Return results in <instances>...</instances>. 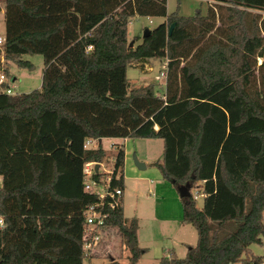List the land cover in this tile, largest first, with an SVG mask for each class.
Returning <instances> with one entry per match:
<instances>
[{"label":"trees","instance_id":"16d2710c","mask_svg":"<svg viewBox=\"0 0 264 264\" xmlns=\"http://www.w3.org/2000/svg\"><path fill=\"white\" fill-rule=\"evenodd\" d=\"M210 1L206 15L189 17L170 14L167 0L0 4V264H84V213L98 200L84 189V165L113 166L111 187L125 188L124 147L108 156L106 138L163 141L152 166L177 190L198 241L160 264H264L251 250L264 244V0ZM137 17L165 22L134 48ZM27 55L44 59L42 87L8 94L11 64L33 70ZM151 59L167 60L165 86L131 89L128 67ZM138 230L122 199L100 251L116 231L138 264Z\"/></svg>","mask_w":264,"mask_h":264},{"label":"rangeland","instance_id":"374dc122","mask_svg":"<svg viewBox=\"0 0 264 264\" xmlns=\"http://www.w3.org/2000/svg\"><path fill=\"white\" fill-rule=\"evenodd\" d=\"M4 1L5 0H0V4L2 6ZM208 1L209 0H167V8L170 14L177 11L181 16L184 17L194 16L197 13L206 15V12L208 10ZM2 20L3 17L0 16V22ZM164 22V18L161 17H137L132 19L128 27L129 43H133L134 48H136L142 43L143 35L146 30H154ZM4 34L5 26L3 23H1L0 37L3 38ZM24 60L29 61L31 64H33V70H29L27 68L22 69L15 64L10 65L11 78L8 84L9 87L18 94L31 93L35 90H40L42 87L43 72L45 67L43 57L40 55H27L24 56ZM147 64L149 65L146 66L145 64L144 68L134 66L128 67L127 78L130 84V88L133 89L149 84H154L156 92H158L159 90L161 91V87L165 86V76H162V73H165L167 60L151 59L150 63ZM101 142V146L105 151H107L108 156H112L113 153L116 152V147L118 146L124 147L125 150V216L128 219L134 218L138 208H140L141 210H146L147 213H149L155 208V204L157 206L159 203L163 207H159L157 211V217L159 218V220L164 221V228L167 230V232H169L172 227H176L173 224V218H176V216L178 217V213L181 214L180 195L170 182L163 180V175L161 174V172L157 168L152 166L153 162L161 161L163 158V141L156 139L145 140L106 138L102 139ZM92 146L96 145L94 144ZM135 157L142 163L146 164L147 162L148 167H146L145 170H139L134 163ZM162 182L165 183L167 187L171 188L172 186L177 195L175 199L170 198L169 193L164 194L162 197H160V193L154 192V185ZM193 194H198L197 190H194ZM158 197H160L159 200H157ZM203 204L204 198L200 196L197 199L198 208H202ZM162 213L164 215H162ZM157 225L161 224L157 223ZM157 225L155 222L147 226L148 231H150L151 234H147L145 232L143 237V232H141L142 241L144 243L150 244V241L155 239L158 240L159 243V230H156L155 236H152L153 227H157ZM193 231L196 230L193 229ZM147 236L150 237L147 238ZM196 237L198 241V235ZM104 241V250H99L101 256L86 257V259L84 260V264H130L128 259V250L121 243V239L116 231H112L111 236L109 238H106ZM165 242H169V240L166 239ZM251 250L255 256H264V244H254L251 246ZM154 255L156 256V254ZM139 264H160V261H156L154 259L153 253L150 252L143 255L142 259L139 261Z\"/></svg>","mask_w":264,"mask_h":264},{"label":"built area","instance_id":"2783aa9c","mask_svg":"<svg viewBox=\"0 0 264 264\" xmlns=\"http://www.w3.org/2000/svg\"><path fill=\"white\" fill-rule=\"evenodd\" d=\"M3 44V38L0 37V46ZM165 76V73H162ZM3 81V77H0V84ZM8 94H13V90H7ZM95 142L88 140L86 146L90 147L94 145ZM115 148V147H113ZM95 162H88L84 165V189L88 193H94L97 195L98 200L89 205L84 213L86 220L85 228V243L84 252L87 257H92V255L99 253L100 242L102 241V229L105 227L107 221L110 218V211L120 207L122 199L124 197V190L122 188H112L111 178L114 169L112 166H107L105 164H99L98 172H103L107 177L100 181L93 179L95 173ZM200 197L199 194L194 195L197 200ZM4 225L3 219L0 218V228Z\"/></svg>","mask_w":264,"mask_h":264},{"label":"crops","instance_id":"0c3cea01","mask_svg":"<svg viewBox=\"0 0 264 264\" xmlns=\"http://www.w3.org/2000/svg\"><path fill=\"white\" fill-rule=\"evenodd\" d=\"M209 2H211V1L209 0L208 4H209ZM164 21H165V19H164ZM1 23L4 24L3 20L0 22V24ZM147 65H149V64H146V66ZM146 164L148 167L147 162H146ZM154 186H155L154 192L160 193V197H162L164 194H167V193H169V197L172 199H175L177 196L176 192L173 190L172 186H171V188L167 187V185L163 182L156 184ZM125 196H126V187L124 188V197H123L124 205H125ZM160 197H158L157 200H159ZM160 206H162V205H160L159 203L157 206L155 204V208L153 210H151L153 212L150 211L149 213H147L146 210H141L140 208H138V210L135 214V218H137L139 221V230H138L139 245L141 248H143L146 251L145 254L152 252L154 259L156 261H160L159 259H161L163 257H169L172 254V252H174L180 258H184L187 254L189 246H195V244L197 242V237H196L197 231H193V229L194 230H196V229L192 225H189V224H186L183 222V209H182V204L180 202L181 214L178 213V217L176 216V218H173L174 219L173 224L176 227H172V229H170V231L167 232V230L163 226L164 221L159 220V218L157 217V215H158L157 211H158ZM165 209H166V206H165ZM162 215H164V214L162 213ZM167 219H171V218H167ZM155 222H156V225H157V223H160L161 225H157V227H153L152 236H155L156 230H159V234H160L159 243H158V240L155 239V240H151L150 244H146L142 241L141 232H143V237H144L145 232L147 234H151V232L148 231L147 226L149 224L151 225ZM191 228H193V229H191ZM149 237L150 236H147V238H149ZM166 239L169 240V242H165ZM160 243H161V245H160ZM154 254H156V256Z\"/></svg>","mask_w":264,"mask_h":264},{"label":"water","instance_id":"95a60500","mask_svg":"<svg viewBox=\"0 0 264 264\" xmlns=\"http://www.w3.org/2000/svg\"><path fill=\"white\" fill-rule=\"evenodd\" d=\"M176 28V24H173L169 29H168V36H171L172 35V32L174 31V29ZM133 46V43L130 44V47ZM134 163L136 165V167L139 169V170H145L147 165L145 163H142L140 162L136 157L134 158ZM99 167L100 165L99 164H96V167H95V171L98 172L99 170Z\"/></svg>","mask_w":264,"mask_h":264}]
</instances>
